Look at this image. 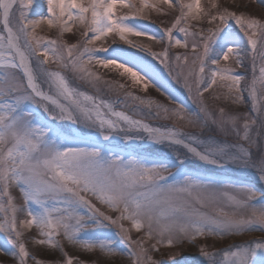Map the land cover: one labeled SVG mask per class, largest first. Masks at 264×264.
<instances>
[{"label":"snow or ice","instance_id":"6c2138e0","mask_svg":"<svg viewBox=\"0 0 264 264\" xmlns=\"http://www.w3.org/2000/svg\"><path fill=\"white\" fill-rule=\"evenodd\" d=\"M252 2L264 9V0ZM243 9L237 0L231 7L219 0H0V254L15 264H91L67 245L106 259L127 252L132 264H187L175 253L154 257L162 247L187 245L198 249L192 264H264V188L193 175L179 154L153 159L134 143L179 146L221 171L254 169L264 185V16ZM153 14L170 17L161 21L168 26L157 28ZM45 30L55 38L39 34ZM246 59L252 78L244 85ZM111 74L124 82L105 79ZM181 78L190 96L195 89L199 111L177 99L169 79ZM89 88L173 124L134 119ZM129 89H155L173 106ZM245 92L251 108L240 112ZM205 93L218 102L215 111ZM210 125L225 139L182 130L203 133ZM114 137L126 142V155L105 146ZM209 205L211 212L202 210ZM111 226L118 231H103ZM133 230L142 234L133 238ZM255 232L261 235L223 249L208 243Z\"/></svg>","mask_w":264,"mask_h":264},{"label":"rangeland","instance_id":"374dc122","mask_svg":"<svg viewBox=\"0 0 264 264\" xmlns=\"http://www.w3.org/2000/svg\"><path fill=\"white\" fill-rule=\"evenodd\" d=\"M219 2L222 5H226L229 7H231V3H232L231 1H227V0H219ZM243 10L249 12L250 14L256 15V16H264V9H262L260 7L256 8L254 6H251L249 3H247V8L243 9ZM169 19H170V17H167V16H157V15L153 14V20L156 22L155 26L157 28L167 27L168 24L165 23L162 25L161 21H168ZM39 34L45 35L49 38H55V36H56L55 32L49 33V32H47V30L40 32ZM130 38L133 40L138 39L139 42H142V43H150L152 45V50L155 52L162 51L163 45L155 44L151 41H148L145 38H136V37H130ZM65 39H67L70 43L75 42V39L70 34H66ZM100 43H103V42H99L98 46H100ZM117 43L119 44V41H117ZM108 44H111V38H109L106 43H103V46L107 47ZM121 46L126 47L125 45H121ZM179 51L183 52L184 50L180 49ZM154 63L158 64L157 61H154ZM245 63L248 65V69L245 72L247 79L243 83H244V85H247L252 78L251 61L249 59H246ZM93 70L99 71L100 73H105V71H106L102 68H100V69L93 68ZM237 71L241 72L244 70L237 69ZM105 79L118 80L121 83L124 82L118 75H115V74L106 75ZM169 83H170V86L172 87L177 99L180 102H182L191 112L199 111L200 105L198 103V100L195 97V89H193V95L190 96L188 91L183 87V79L182 78H181L180 83H177L176 81L171 80V79H169ZM81 87H83V86L81 85ZM44 88H45V90H47L46 85L44 86ZM257 88H258V90L260 89L259 84H257ZM87 90L93 95L101 96L103 99L108 100V101L116 104L117 110L125 111L127 114L132 116L134 119L142 120L145 123H148L154 127H156V126H172V124H173V122L171 120L166 121L163 119L153 118L151 115H149V111L145 106L139 105L138 102L132 101L130 99L125 102L128 105H130V107H123L119 102L120 100L123 99L122 95L120 97H118L115 93H109L106 91L96 93L93 89H90V88ZM129 90L133 91L135 94L144 95L146 97L156 99V100L160 101L161 103L168 104L169 107L173 106L167 100H165V98L163 96H161L158 92H156L155 89H149L147 93H141V92L137 91L136 89H129ZM258 95H259V92H258ZM204 98L208 104L209 111H215L218 102H213L211 100V94L210 93H205ZM251 103L252 102L249 99L247 92H245L244 105L239 107L236 110H238L240 112H248V111H250ZM260 104H261V107H264V98L261 99ZM220 106H222V105H220ZM153 111H155V108H153ZM56 123H58V124L63 123L65 125V127L73 130V125H71L67 121H64V122L58 121ZM80 127H83V125H81ZM177 127H179V125H177ZM182 130L186 133L187 132H196L197 134L201 135L202 139H207L209 136H213L219 140L225 139L224 136H222L218 132L214 131L211 125L209 126L208 129L204 130L203 133H200L199 129H193L190 127H183ZM89 131H91V130L85 129V133H87ZM253 134L255 135V128L253 129ZM141 135L145 136L146 134L141 133ZM227 139L231 142L234 138L233 137H227ZM261 142L264 143V139H262ZM104 143H105L106 147H108L112 151H115V152L122 154V155H126L130 151V149L127 148L126 146H121L115 142H104ZM141 150L142 151L147 150V152L145 154H149L151 156V158H153V159L174 158L177 154H179L182 157V159H184V170L186 172L192 173L193 175L202 176V177H211L214 179H220V180H224V181H232V182H235L237 184L246 183L244 181V179H240L238 177H232V176H228L225 174H221V173H218V172L204 166L200 161H198L194 156H192L190 154L185 156L184 154H185L186 150L183 149L182 147H179V146L168 147L167 145H157L155 147H151V148H147V149H141ZM231 166L238 168L236 165H231ZM249 170L256 173V171L254 169H249ZM172 171L175 172L176 169L174 168V169H172ZM255 186L257 187V189L264 188V185H255ZM220 190L223 191V189H220ZM11 194L15 197V203L17 205L23 204V200L21 199V194H20L18 188L12 187L11 188ZM6 199L7 198L5 197L4 200L6 201ZM91 199H92V202L94 204H96V206L98 208H100L101 211L108 212V214L113 215V216L116 215L115 213L109 212V210L107 209V206L99 204L94 198H91ZM221 203H223V201ZM214 206L215 205H209L208 208L202 209V210L211 212V210ZM227 210H231V209H227ZM124 223H125V227H131L130 222L125 221ZM103 231L109 232V233H115L116 231H118V228L116 226H111V228L104 229ZM141 234H142V232L138 234L135 232V230L132 231L133 238H135L137 235H141ZM260 235H261V233H258V232L248 233V234H245L244 236L226 237L223 241H212L210 239L208 241V243L214 244L215 248H217V249H223V248L228 247L229 245H232V244H241L246 240L258 238ZM2 239H3L2 236H0V240H2ZM121 247H123V245H121ZM66 248H67V251H69L72 255L79 256L83 260L90 261L91 264H132V261L128 257L127 252H125L124 255H116L114 257L106 259L99 252H97L95 254H84V253H81V252L77 251L76 249H74L70 246L66 245ZM171 253L176 254L177 260H182V259L186 258L187 264H192L193 260L199 258L198 249L195 247L187 246V245H185L183 248H172V249H168L167 247H162L160 249V252L154 253V257L158 260L163 259L165 261H168ZM38 255L41 258H46L49 260L59 259L58 255L53 256L52 254L48 253L47 251H41L38 253ZM0 264H15V262L11 257H7V256H4L3 254H0Z\"/></svg>","mask_w":264,"mask_h":264},{"label":"bare ground","instance_id":"6f19581e","mask_svg":"<svg viewBox=\"0 0 264 264\" xmlns=\"http://www.w3.org/2000/svg\"><path fill=\"white\" fill-rule=\"evenodd\" d=\"M227 1H231L232 2V0H227ZM237 3H239L241 5V8L242 9H243V6L245 4H247V3H249L251 6H254L256 8H259V6L256 3H253L252 0H237ZM224 6H226V5H224ZM73 129L76 130V126L73 125ZM81 134H83V133H81ZM140 143H145V142L142 141V140H140V142H137V144H140ZM200 162L204 166H206V167H208V168H210V169H212V170H214V171H216L218 173L225 174V175L232 176V177L235 176V177H238V178H241V179H248V178H250L251 181H256L257 182L256 177H257L258 173H254V174H250V175L248 174L247 175V173H248L247 171H242V170L238 171V170H235L233 167H230V166H226V168L223 171H221L219 169H216L215 166H213V165H207V164H205L202 161H200ZM257 184H259V183L257 182Z\"/></svg>","mask_w":264,"mask_h":264},{"label":"trees","instance_id":"16d2710c","mask_svg":"<svg viewBox=\"0 0 264 264\" xmlns=\"http://www.w3.org/2000/svg\"><path fill=\"white\" fill-rule=\"evenodd\" d=\"M57 256V255H56Z\"/></svg>","mask_w":264,"mask_h":264}]
</instances>
